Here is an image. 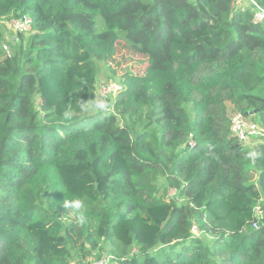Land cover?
Instances as JSON below:
<instances>
[{"label":"trees","instance_id":"16d2710c","mask_svg":"<svg viewBox=\"0 0 264 264\" xmlns=\"http://www.w3.org/2000/svg\"><path fill=\"white\" fill-rule=\"evenodd\" d=\"M255 14L235 0H0V264H264V144L231 132L237 113L264 128ZM123 53L137 73L100 96Z\"/></svg>","mask_w":264,"mask_h":264},{"label":"built area","instance_id":"2783aa9c","mask_svg":"<svg viewBox=\"0 0 264 264\" xmlns=\"http://www.w3.org/2000/svg\"><path fill=\"white\" fill-rule=\"evenodd\" d=\"M235 3H238L240 7L253 5L254 10L256 11L254 22L256 24H262L264 22V9H262L255 0H235ZM10 28L13 29L16 34L25 32L29 33L32 31V18L26 16L23 19H14L10 23ZM8 39L9 41L4 44V50L9 53L11 49L10 44H16L19 39L16 35L8 36ZM110 86L111 85L105 86L108 88V90L103 91L104 96L115 93V88L112 90L110 89ZM121 89L122 87L119 86V89L116 91V93ZM231 123V132L233 136L239 140L243 147L254 150V146L257 147L258 145L264 144V128L259 123L250 121L249 118L242 113L235 114L232 117ZM253 227L259 229L260 224L255 222ZM193 232L195 235L198 234L197 226L194 227ZM98 264H103V262Z\"/></svg>","mask_w":264,"mask_h":264},{"label":"rangeland","instance_id":"374dc122","mask_svg":"<svg viewBox=\"0 0 264 264\" xmlns=\"http://www.w3.org/2000/svg\"><path fill=\"white\" fill-rule=\"evenodd\" d=\"M124 54V57H123V55L122 56H120L119 58H118V63H120L119 65L120 66H115V65H113V67H114V70H115V72H116V74H114L113 72H111V71H109V70H107L105 67H102V74H100V81H104L105 83H106V85L105 86H107V85H111L110 86V89H112V90H114V88H115V93H116V91L119 89V86L120 85H118L119 83H120V81H121V78L123 77V75L126 73V72H130V73H137V69H139L138 67H139V65L137 64V61H136V59H135V57L133 56V55H128V54H125V53H123ZM128 59L129 60V62L128 63H125L124 61H125V59ZM108 77H110L111 78V82H109V80H107V78ZM105 86H102V85H100L99 87V89H97V91L99 92V94H100V96H102L104 93H103V91L104 90H108V88L107 87H105ZM121 87V86H120ZM104 88V89H103ZM97 92V93H98ZM102 93V94H101ZM97 95V94H96ZM98 96V95H97ZM98 97V102H101L100 100V98L101 97ZM107 98V97H106ZM94 111H96L95 109H93V108H91V107H89V109H88V113H92V112H94ZM191 115H192V117H193V113H191ZM248 118H249V120L250 121H254V122H256V121H258L259 119H258V117H256L255 115H249L248 116ZM231 122H232V120H231ZM254 147H256V146H254ZM245 148V147H244ZM174 190H171L170 191V195H173L174 194ZM167 200H170L171 199V196H167V197H165ZM182 202L181 201H179V204H181ZM202 236V235H201ZM203 238H205V240L206 241H210L211 240V238L209 237V236H207V237H203ZM111 257L109 256V254H108V252H104V254H103V256H102V258L100 259V258H98V256H97V254H94L93 256H90V257H88L86 260H85V263L84 264H98V263H101V262H103V264H109L108 262H109V259H110ZM76 261H80L79 259H77Z\"/></svg>","mask_w":264,"mask_h":264},{"label":"clouds","instance_id":"9594fccd","mask_svg":"<svg viewBox=\"0 0 264 264\" xmlns=\"http://www.w3.org/2000/svg\"><path fill=\"white\" fill-rule=\"evenodd\" d=\"M87 107V105H85ZM95 107L103 109L106 104L101 101L98 102ZM63 208L67 210L69 218L74 220L77 224H84L86 222L85 204L84 201L79 197L66 198L63 200Z\"/></svg>","mask_w":264,"mask_h":264}]
</instances>
